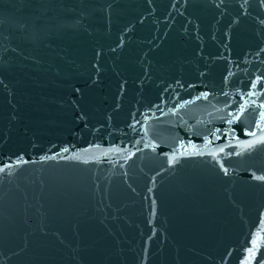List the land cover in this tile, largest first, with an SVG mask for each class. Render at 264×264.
Wrapping results in <instances>:
<instances>
[{"label":"water","instance_id":"obj_1","mask_svg":"<svg viewBox=\"0 0 264 264\" xmlns=\"http://www.w3.org/2000/svg\"><path fill=\"white\" fill-rule=\"evenodd\" d=\"M0 264H264V0H0Z\"/></svg>","mask_w":264,"mask_h":264}]
</instances>
